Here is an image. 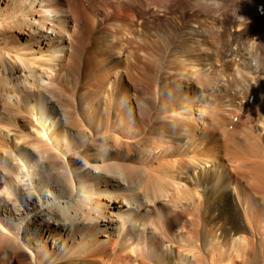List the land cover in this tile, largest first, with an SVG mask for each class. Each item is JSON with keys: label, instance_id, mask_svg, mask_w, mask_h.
Here are the masks:
<instances>
[{"label": "bare ground", "instance_id": "obj_1", "mask_svg": "<svg viewBox=\"0 0 264 264\" xmlns=\"http://www.w3.org/2000/svg\"><path fill=\"white\" fill-rule=\"evenodd\" d=\"M262 31L264 0H0V264H264Z\"/></svg>", "mask_w": 264, "mask_h": 264}, {"label": "rangeland", "instance_id": "obj_2", "mask_svg": "<svg viewBox=\"0 0 264 264\" xmlns=\"http://www.w3.org/2000/svg\"><path fill=\"white\" fill-rule=\"evenodd\" d=\"M263 32H264V31H262V34H263ZM261 36H262V35H261ZM127 48H128V46H127ZM140 53H141V51H140ZM144 56H145V55H144ZM126 57H129V55H126ZM140 57H141V56H140ZM185 60H186V59H185ZM185 60H184V61H185ZM222 62H223V61H222ZM215 63L217 64L216 68L221 69V67L219 66V65H220V62L216 61ZM185 64L188 66L189 61L186 60V61H185ZM152 82H153V84H154L155 81L153 80ZM159 84H160V83H159ZM194 86H195V87L197 86V89H199V85H194ZM212 87H213V85L208 83L206 87H202V88H201V92H202V93H208V92H209V93L215 95L216 92H217V90L214 89V88L211 89ZM139 88H140V87H139ZM209 89H211V92L209 91ZM138 90H141V89H138ZM133 95H134V96H133L134 98L138 97V92L133 93ZM236 124H237V123H236ZM228 135H229V134H228ZM226 136H227V135H226ZM202 168H204V167H202Z\"/></svg>", "mask_w": 264, "mask_h": 264}]
</instances>
